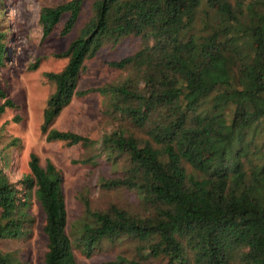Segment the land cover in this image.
Listing matches in <instances>:
<instances>
[{
  "label": "trees",
  "instance_id": "1",
  "mask_svg": "<svg viewBox=\"0 0 264 264\" xmlns=\"http://www.w3.org/2000/svg\"><path fill=\"white\" fill-rule=\"evenodd\" d=\"M63 16L59 33L76 35L55 54L64 66L44 74L53 91L39 131L90 149L71 162L97 167L100 190H125L134 206L82 200L68 229L61 173L30 153L20 187L0 168V241L30 234L32 194L44 214L43 264H76L74 250L90 257L119 242L130 253L103 264H264V0H65L40 8L42 38ZM6 36L0 18V65ZM125 39L133 51L106 62L124 76L78 89L85 60ZM91 92L105 101L108 132L95 140L52 126ZM0 99V115L15 106L2 89ZM0 264L22 262L0 247Z\"/></svg>",
  "mask_w": 264,
  "mask_h": 264
},
{
  "label": "rangeland",
  "instance_id": "2",
  "mask_svg": "<svg viewBox=\"0 0 264 264\" xmlns=\"http://www.w3.org/2000/svg\"><path fill=\"white\" fill-rule=\"evenodd\" d=\"M63 1L1 0L0 18L7 28V36L6 57L0 65V89L15 106L6 107L0 115V168L16 187H20L18 182L29 173L27 162L30 153L38 157L42 167L49 160L61 173V189L69 229L81 216L82 200L88 202L90 209L106 208L110 204L128 206L132 203V207L134 202H131L125 190H100L97 167L71 162L89 154L90 149L67 145L62 141L46 142L39 131L42 109L53 91V84L46 80L44 74L59 71L64 66L66 59L56 57L55 54L66 48L75 37L76 29L61 35L59 32L65 18L63 16L52 32L42 38L38 13L42 6ZM86 15L80 16V22ZM133 48L134 42L130 39L114 47H102L95 56L85 60L84 69L77 78V88L98 87L118 81L126 72L110 68L106 62L131 53ZM35 61L36 68L28 69ZM104 102L96 92L74 97L56 116L52 126L98 140L105 131L112 128L111 118L105 114ZM106 171L108 174L112 172L110 167ZM28 211L33 218L30 234L21 239L0 241V247L14 251L22 264H43L46 244L42 232L44 214L32 194ZM121 252L126 255L130 253L126 242L113 246L101 245L90 257H84L76 250L73 254L76 264H103Z\"/></svg>",
  "mask_w": 264,
  "mask_h": 264
}]
</instances>
